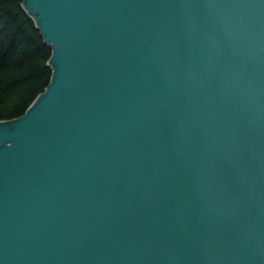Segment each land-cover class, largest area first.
Here are the masks:
<instances>
[{
    "label": "water",
    "instance_id": "1",
    "mask_svg": "<svg viewBox=\"0 0 264 264\" xmlns=\"http://www.w3.org/2000/svg\"><path fill=\"white\" fill-rule=\"evenodd\" d=\"M51 83L0 121V264H264V0H25Z\"/></svg>",
    "mask_w": 264,
    "mask_h": 264
},
{
    "label": "trees",
    "instance_id": "2",
    "mask_svg": "<svg viewBox=\"0 0 264 264\" xmlns=\"http://www.w3.org/2000/svg\"><path fill=\"white\" fill-rule=\"evenodd\" d=\"M52 53L25 0H0V121L22 116L46 90Z\"/></svg>",
    "mask_w": 264,
    "mask_h": 264
}]
</instances>
